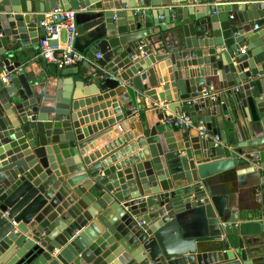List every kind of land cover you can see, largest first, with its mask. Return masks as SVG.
Listing matches in <instances>:
<instances>
[{"label":"water","instance_id":"95a60500","mask_svg":"<svg viewBox=\"0 0 264 264\" xmlns=\"http://www.w3.org/2000/svg\"><path fill=\"white\" fill-rule=\"evenodd\" d=\"M215 1L136 0L141 14L121 0H0V69L11 74L0 83V264H264V192L259 210L235 213L199 176L226 160L264 168V23L244 27L264 22V0H235L233 16ZM56 8L92 13L83 99L61 90L79 67L32 62ZM171 30L154 55L150 38ZM213 83L215 100L203 96ZM91 104L115 118L81 129ZM51 175L63 180L45 202Z\"/></svg>","mask_w":264,"mask_h":264},{"label":"crops","instance_id":"0c3cea01","mask_svg":"<svg viewBox=\"0 0 264 264\" xmlns=\"http://www.w3.org/2000/svg\"><path fill=\"white\" fill-rule=\"evenodd\" d=\"M123 2H126L128 4H135L134 10H138V13L145 12L146 6L139 5L136 3V0H121ZM223 0H217L214 2L216 4L217 2H221ZM235 0H225L224 4V12L231 14V16L234 15V12L230 9V4L234 2ZM124 8H121L119 10H122ZM155 9V8H152ZM114 10V9H111ZM124 10H129L125 8ZM98 10H95V13H97ZM79 14L78 18V28H82V32L78 33L77 39H76V48L82 52L85 56L89 52L92 43L91 38L94 33L95 27H94V21L92 17L91 11L88 9H80L77 11ZM46 15V13H44ZM235 20V18H234ZM233 20V21H234ZM259 24L261 27L263 25V20H258L256 22H248L244 25L245 31L248 33L253 28L254 24ZM147 26V24H146ZM260 30V29H259ZM174 31H167L163 32L162 34H159L157 36H152L150 38V45L149 48L152 50V53L154 55H160L167 50L170 49L173 43V34ZM241 49H245V43H242L238 46ZM35 57L32 59V62L35 64H45L41 58L39 57L37 45L34 48ZM31 48L28 49L30 51ZM142 58L145 57V54L141 51ZM46 65V64H45ZM75 66L79 67V72L75 75H70L62 78V87L61 90L64 93V99L69 98V95L74 94V96L79 97L81 99L88 97L92 93V89L94 88L93 84L91 83V80L89 78L88 73L84 74L80 71L82 67V62L76 64ZM72 66V67H75ZM153 67V66H152ZM151 67V68H152ZM154 68V67H153ZM166 68V67H165ZM92 66L89 67L88 72L91 71ZM4 69L2 68L1 71ZM59 71V69H58ZM48 73L44 71L43 76L44 78L48 77ZM48 79V78H47ZM51 80H55L54 78H49ZM88 80V81H86ZM49 85L55 84L54 81L49 82ZM142 84H148L147 80H143ZM213 86H216L215 83L206 86L205 88H214ZM218 94H221V91L219 89H215ZM91 96V95H90ZM147 106H149V99H145ZM93 104L91 105H85L82 108H79V112L85 111V114L81 116V118L84 120L83 124L80 125L81 129H88L97 127L98 124H102L105 121H108L109 119L115 118L116 114L113 113L108 116H103V110H99L98 112L91 111L88 113V109L92 108ZM95 114H98V119H92L89 118L91 116H94ZM201 113L198 112L197 115H200ZM174 114H171L169 111H164L165 117H170ZM211 122L214 123V119L211 118ZM195 117H193V122L195 123ZM164 122V120L162 121ZM132 129V128H131ZM93 133H88L87 136H92L95 132H100V130L97 129V131H91ZM123 135V132L118 135V137H121ZM232 137V136H231ZM114 141V138H111L109 140H106L105 142L101 143L100 145L93 148L90 152H99L101 149L106 148V146L110 145ZM90 153V154H91ZM6 158V157H5ZM208 160H203L200 162H207ZM198 164V162H196ZM253 168V169H249ZM73 174H69L65 177H63L64 180L71 178ZM199 176L202 178V184L205 186V189L209 191L211 194H219V195H225L228 199V205L235 213H238L239 211H254L259 210L261 208V194L264 192V168H260L256 163H246L243 162L238 166H234L231 163V160H226L219 162L217 164L208 165L205 168H202L199 171ZM55 178L54 175H51L48 177L40 186V193L39 197L41 196L42 199L46 201L47 198L55 194L57 190L60 188V181L63 180ZM36 201V200H35ZM31 203L30 207L26 206L21 213L18 215V223H24V220L27 218L26 216L30 212V209L32 208ZM29 207V210L27 209ZM183 222V221H182Z\"/></svg>","mask_w":264,"mask_h":264},{"label":"built area","instance_id":"2783aa9c","mask_svg":"<svg viewBox=\"0 0 264 264\" xmlns=\"http://www.w3.org/2000/svg\"><path fill=\"white\" fill-rule=\"evenodd\" d=\"M203 0H192L193 5L202 3ZM44 29L45 35L37 45L39 57L46 64H53L58 69L72 67L86 59L85 55L76 48V39L78 36L77 11L53 9L46 13L45 18L39 23ZM261 28L259 24H254L252 30L258 31ZM245 49H241L243 54ZM99 57V54H97ZM0 69V83L6 85L11 80V74L5 68ZM203 96L215 100L218 93L212 88H204ZM176 119L180 125L186 128L192 127V122L185 115L174 114L166 122ZM218 140V137H215Z\"/></svg>","mask_w":264,"mask_h":264}]
</instances>
